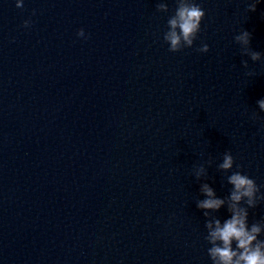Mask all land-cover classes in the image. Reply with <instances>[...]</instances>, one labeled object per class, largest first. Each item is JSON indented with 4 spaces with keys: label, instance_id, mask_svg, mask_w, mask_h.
Returning <instances> with one entry per match:
<instances>
[{
    "label": "clouds",
    "instance_id": "clouds-1",
    "mask_svg": "<svg viewBox=\"0 0 264 264\" xmlns=\"http://www.w3.org/2000/svg\"><path fill=\"white\" fill-rule=\"evenodd\" d=\"M259 0H248L247 11L254 12ZM17 8H23V0H15ZM176 7L167 20V31L163 33V40L168 44V51L176 53L185 48H192L201 31V23L205 18V11L196 3V0H175ZM157 12L168 13L169 7L165 0L156 5ZM35 14V10L33 11ZM31 20H24L22 26H31ZM78 38L87 39L83 28L76 33ZM252 33L243 29L234 36V41L240 46L241 55L248 56L252 62L262 61L264 54L251 48ZM198 52L207 53L209 46L202 43ZM241 65L249 68L248 60H242ZM255 75L254 71L246 73ZM258 108L264 112V98L257 101ZM252 120L264 121L253 112ZM264 130V123L261 125ZM211 166V161L208 162ZM235 159L230 151H225L222 162L217 165L219 171L230 175L226 176L227 184L231 185L229 195L220 198L208 183H201L200 193L204 199H197L196 206L203 210L206 229L205 241L210 245L207 254L212 264H264V218L249 225V210L255 209L264 202V192L253 178L241 171H233ZM239 165L236 168L239 169ZM196 180L207 176L204 165L193 169ZM226 207L229 218L221 219L214 215L221 208Z\"/></svg>",
    "mask_w": 264,
    "mask_h": 264
}]
</instances>
